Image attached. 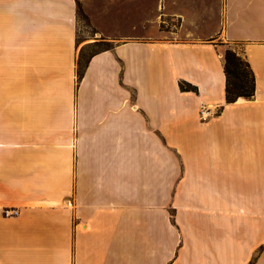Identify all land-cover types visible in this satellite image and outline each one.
<instances>
[{
    "label": "crops",
    "instance_id": "obj_1",
    "mask_svg": "<svg viewBox=\"0 0 264 264\" xmlns=\"http://www.w3.org/2000/svg\"><path fill=\"white\" fill-rule=\"evenodd\" d=\"M0 264H264V0H0Z\"/></svg>",
    "mask_w": 264,
    "mask_h": 264
},
{
    "label": "trees",
    "instance_id": "obj_2",
    "mask_svg": "<svg viewBox=\"0 0 264 264\" xmlns=\"http://www.w3.org/2000/svg\"><path fill=\"white\" fill-rule=\"evenodd\" d=\"M80 15L86 22L87 26L91 28L90 22L84 13L81 5L78 3V18ZM79 43V39H78ZM91 48L93 51L85 57L84 50ZM113 48L111 43L96 42L83 48L78 58V81L81 82L88 64L91 59L105 51ZM224 72L226 76V103L233 104L239 99L252 100L256 94V77L255 74L246 60V58L236 51L234 48L228 47L224 51ZM180 87L184 91L198 92L196 87L187 83H181Z\"/></svg>",
    "mask_w": 264,
    "mask_h": 264
},
{
    "label": "rangeland",
    "instance_id": "obj_3",
    "mask_svg": "<svg viewBox=\"0 0 264 264\" xmlns=\"http://www.w3.org/2000/svg\"><path fill=\"white\" fill-rule=\"evenodd\" d=\"M146 10L149 11V9H146ZM158 20L160 21L159 22V24H160L159 29L161 31H165L168 33H174L176 31V29H178L179 23H180L176 18L165 16L163 14L162 10H160ZM92 37L94 38V31L87 26L86 22L83 20V18L80 15L79 41H81L84 38L90 39ZM97 41H99V40H97ZM99 42H102V41H99ZM228 47L233 48V46H230V45H223V47L221 48L222 52L224 53V51ZM234 48L238 49V47H234ZM92 51H93V49H91V48L84 50L85 57H87Z\"/></svg>",
    "mask_w": 264,
    "mask_h": 264
},
{
    "label": "built area",
    "instance_id": "obj_4",
    "mask_svg": "<svg viewBox=\"0 0 264 264\" xmlns=\"http://www.w3.org/2000/svg\"><path fill=\"white\" fill-rule=\"evenodd\" d=\"M211 116V111L206 109V108H202V111H201V118L203 121H206L210 118ZM3 215L5 217H12V216H18L19 215V211L18 210H10V209H5L3 211Z\"/></svg>",
    "mask_w": 264,
    "mask_h": 264
}]
</instances>
